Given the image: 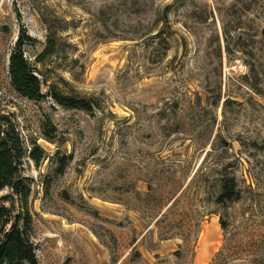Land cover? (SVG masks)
I'll return each instance as SVG.
<instances>
[{
	"label": "rangeland",
	"instance_id": "374dc122",
	"mask_svg": "<svg viewBox=\"0 0 264 264\" xmlns=\"http://www.w3.org/2000/svg\"><path fill=\"white\" fill-rule=\"evenodd\" d=\"M22 35L40 101L11 83ZM0 113L43 151L25 200L0 192L37 264H210L264 234V0H0Z\"/></svg>",
	"mask_w": 264,
	"mask_h": 264
},
{
	"label": "trees",
	"instance_id": "16d2710c",
	"mask_svg": "<svg viewBox=\"0 0 264 264\" xmlns=\"http://www.w3.org/2000/svg\"><path fill=\"white\" fill-rule=\"evenodd\" d=\"M29 40L28 36H19L11 53L9 61V75L16 92L32 101H40L42 93L40 78L25 58L23 47ZM56 42L49 39L47 47L40 54L43 60L55 53ZM53 100L66 109H79L92 112V105L76 98L62 95L57 91L52 93ZM54 129L51 124L44 125L47 140H51ZM26 158L35 163L43 159V151L33 143L28 150L20 131L14 121L7 115L0 113V192L10 189L20 200L29 195V188L22 176ZM66 162H63L60 174H63ZM239 198L234 179L223 180L217 203L225 204ZM20 222L22 226H20ZM32 217L28 212L18 214L14 219L12 212L0 203V264H37V257L30 237ZM222 227L225 229V223ZM210 264H264V234L245 236H227L221 250L211 260Z\"/></svg>",
	"mask_w": 264,
	"mask_h": 264
}]
</instances>
